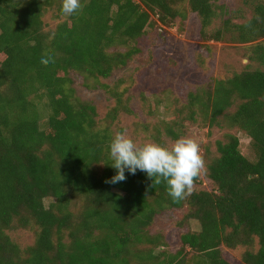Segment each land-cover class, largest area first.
I'll list each match as a JSON object with an SVG mask.
<instances>
[{
    "label": "trees",
    "instance_id": "1",
    "mask_svg": "<svg viewBox=\"0 0 264 264\" xmlns=\"http://www.w3.org/2000/svg\"><path fill=\"white\" fill-rule=\"evenodd\" d=\"M217 1L80 0L77 13L66 16L62 0H0V264H235L223 246H246L243 262L264 264V69L191 92L189 121L202 114L214 125L225 117L249 135L255 158L228 133L217 154L203 158L214 189L193 190L178 202L165 183L152 187L139 170L107 182L116 174L110 144L122 132L117 120L133 113L124 96L143 69L122 76L116 89L103 84L116 105L101 122L70 77L74 70L109 78L142 51L139 40L156 22L172 26L189 9L201 18V35L221 41L229 20L209 32L223 8ZM245 1L256 3L255 16L236 28L240 42L249 43L264 38V0ZM56 7L66 19L46 31L44 16ZM254 52L264 64V44ZM168 134L180 138L179 130ZM169 209L183 210L176 252L163 232L150 230ZM15 227L34 230V243L21 248L8 234Z\"/></svg>",
    "mask_w": 264,
    "mask_h": 264
},
{
    "label": "rangeland",
    "instance_id": "2",
    "mask_svg": "<svg viewBox=\"0 0 264 264\" xmlns=\"http://www.w3.org/2000/svg\"><path fill=\"white\" fill-rule=\"evenodd\" d=\"M219 16L209 27V32L224 29V22L230 21L229 30L224 32L221 41L205 39L201 35V18L192 10L187 11L183 20L177 17L172 26H161L156 22L155 30L139 40L142 48L123 68L116 69L109 78L100 80L87 79L78 71H71L72 86L76 94L84 101L95 105L97 120H103L116 105L115 98L103 87L117 88L118 80L135 68H142L136 88L124 96V101L132 114L122 112L116 125L137 144L155 142L170 146L173 139L168 132L179 130L180 138H191L199 145L202 158L217 154V142L225 140L228 133L240 138L241 149L250 159L255 158L251 138L242 129L231 127L222 116L219 124L211 125L202 114L196 121H189L190 113L187 101L191 92L213 88L216 80H225L245 70L264 69V64L257 58L255 48L264 44V38L249 43L239 40L236 25L245 24L255 16L256 3L245 0H220L217 5ZM58 8L48 10L44 16L46 31L56 29L66 16L58 17ZM184 11V10H183ZM186 12V11H185ZM157 20L156 16H153ZM4 55L0 54V59ZM237 109L234 105L230 112ZM46 117L42 125L46 126ZM121 133V131L116 132ZM179 138V139H180ZM204 160V159H203ZM214 185L207 175L204 165L200 172V182L193 183V190H213ZM49 202V201H48ZM183 210L165 211L156 217L150 230L163 232L170 243V250L178 251L182 247L181 234L185 230L176 225L182 217ZM192 228L198 230V223L192 221ZM14 242L21 248L34 243L32 229L15 227L8 231ZM258 242L254 246L257 250ZM246 246L228 248L223 246L225 256L235 264H245L243 254Z\"/></svg>",
    "mask_w": 264,
    "mask_h": 264
},
{
    "label": "clouds",
    "instance_id": "3",
    "mask_svg": "<svg viewBox=\"0 0 264 264\" xmlns=\"http://www.w3.org/2000/svg\"><path fill=\"white\" fill-rule=\"evenodd\" d=\"M80 8V0H62L61 11L66 16L77 13ZM41 61L48 62V57L42 56ZM110 156L116 174L107 182H123L126 171L135 175L139 170L153 180L152 187L165 183L168 195L177 202L191 194L194 179L204 167L199 145L191 138H180L170 146L155 142L139 145L121 132L110 144Z\"/></svg>",
    "mask_w": 264,
    "mask_h": 264
}]
</instances>
